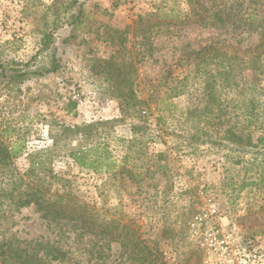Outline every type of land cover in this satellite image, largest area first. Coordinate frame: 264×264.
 I'll return each mask as SVG.
<instances>
[{
	"label": "rangeland",
	"instance_id": "374dc122",
	"mask_svg": "<svg viewBox=\"0 0 264 264\" xmlns=\"http://www.w3.org/2000/svg\"><path fill=\"white\" fill-rule=\"evenodd\" d=\"M80 7L83 21L73 28ZM199 14L187 0H0V66L9 72L15 61L31 72L12 87L0 67V140L24 146L14 166L27 181L29 154L47 148L53 154V172H40L31 183L51 204L41 212L34 203L19 207L0 196V208H19L0 219V240L16 235L12 241L30 254L37 243L65 254L52 260L40 249L41 264H264V138L254 139L256 153L243 154L226 137L230 126L246 124L230 116L237 110L232 98L239 97L217 84L211 101L206 75L191 67L205 45L233 35L205 27ZM45 31L53 33L59 67L39 75L34 70L52 60L50 52H39ZM257 40L250 35L244 44ZM108 60L120 66L119 79L104 65ZM177 74L187 75V88L162 102L169 111H158L155 98L170 93L159 81ZM124 77L123 90L132 88L145 101L141 114L132 106L121 112L115 81ZM255 82L264 89V79ZM69 98L78 101L76 110H68ZM256 101L264 103V94ZM207 104L212 113L204 112ZM115 119L113 126L98 124ZM63 126L80 130L64 133ZM194 128L211 132L188 147ZM107 131L114 169L84 168L69 156ZM4 179L11 178L0 171V192L10 188Z\"/></svg>",
	"mask_w": 264,
	"mask_h": 264
},
{
	"label": "trees",
	"instance_id": "16d2710c",
	"mask_svg": "<svg viewBox=\"0 0 264 264\" xmlns=\"http://www.w3.org/2000/svg\"><path fill=\"white\" fill-rule=\"evenodd\" d=\"M191 5L192 9H199L202 11L201 23L205 27H213L220 29L221 33L233 35L232 39L228 36L221 38L217 42H211L203 47V58L199 63H195L196 66L192 65V69L201 75H206L205 80V90L206 95L211 99V101L217 100L218 92H216V85L219 84L221 87V93L225 92L226 95L230 93H235L239 98H232V109H237L232 112L230 116L236 118V122H241L245 119L246 124L239 125L237 128L233 125L227 128L226 133L228 139L231 143H235V150L243 154L256 153L255 140H263L264 138V115L260 114L262 110L259 107L264 106V103H258L256 97L258 95L264 94V89L260 88L259 83L255 82L258 77L264 79V0H187ZM198 3L199 9L194 6ZM84 10L82 7L73 15V21L70 24L75 28L77 25L81 24L83 21ZM256 35L257 41L251 44H244V40L247 36ZM53 33L45 31L42 35L40 53L50 52V57H52L50 67H43L34 70V74H45L52 71H56L59 67L57 62L55 50L52 47ZM190 60V61H189ZM187 67H189L193 58H188ZM107 64V65H106ZM104 64L111 70L117 71V76L119 79L120 66L116 65L113 60H108ZM177 67H180L178 63ZM1 67V73L4 77H8L9 84L14 87V83L17 84L20 81H24L30 76V70H27V64L18 63L12 61L9 72L5 66ZM9 67V66H8ZM175 70L169 69L168 75L173 73ZM247 73V74H246ZM252 74V79L247 77L248 74ZM171 76L170 80L159 81V86H164L169 89V96L167 98L162 96H157L155 98L157 101L158 111H169L170 106H162V102L171 97L179 96L187 88V75L180 77ZM127 82L126 77L121 80L115 81V87L118 89L117 98L121 103V112L125 115L128 113L126 107L132 106L135 113L141 114L142 104L145 103L136 97V93L132 88L124 89L123 85ZM252 95V99H247L246 96ZM162 97V98H160ZM222 95H220V99ZM245 98V99H242ZM224 101H228L225 98ZM223 103L220 102V116L225 114ZM78 106V101L72 98L68 99L67 107L68 110H76ZM227 106V105H226ZM214 106H204V112H213ZM211 109V110H210ZM163 116H157V125L160 129L162 126ZM118 120H107L104 122H99V125L113 126ZM223 123L220 119L219 122L212 123V126L219 125ZM249 128L250 131L245 132V129ZM137 129V127H133ZM80 127L77 126H63V132H79ZM163 130V129H162ZM254 131H259V136L255 137ZM211 128H194L185 138L186 145L189 147L197 145L200 142L199 139L203 135H210ZM111 131L103 133L102 140H96L95 142L79 145L78 147L69 150V156L80 166L84 168L93 169L96 171H101L102 169L112 170L115 168V161L112 160V155L108 149L107 139ZM102 135V134H101ZM254 135V138H253ZM261 135V136H260ZM101 137V136H100ZM104 139V140H103ZM255 139V140H254ZM236 143H241L237 145ZM255 143V144H254ZM231 145V144H230ZM23 145H8L4 141L0 140V171H2V176L9 175V180H3L1 183L3 185H10L9 190L2 188L0 196H5L10 198L11 202L16 206H27L34 203L38 210L45 211L46 205L51 204V202L46 203V198L43 196V192L39 188H34L31 184L34 180V175H40L43 172L42 177L47 176L49 173L53 172L51 168V163L53 160V154L51 148L37 150L29 154L30 160V170L29 176L31 181L25 180L14 166V157L17 155L18 151H21ZM232 150V149H230ZM253 151V152H252ZM159 157L165 155L164 152H160ZM240 160H237L239 162ZM14 176L20 179L14 178ZM5 178V177H1ZM2 185V184H1ZM2 187V186H0ZM2 205V204H0ZM14 208L18 210L11 204L7 205V208H0V219L6 217L8 213H13ZM46 213L43 212V216ZM59 216L63 215V212H58ZM13 215V214H11ZM9 216V215H8ZM0 220V226H1ZM13 235L8 239L0 240V262L1 264L5 262H10L11 258L15 261H19V264H41L39 257V250H44L45 255L51 256L52 260H62L65 256L62 250H59L54 245H43L35 244L34 254H30L27 248L20 246V242H14ZM118 239V238H114ZM19 243V244H16Z\"/></svg>",
	"mask_w": 264,
	"mask_h": 264
},
{
	"label": "built area",
	"instance_id": "2783aa9c",
	"mask_svg": "<svg viewBox=\"0 0 264 264\" xmlns=\"http://www.w3.org/2000/svg\"><path fill=\"white\" fill-rule=\"evenodd\" d=\"M210 208L212 209V212H216V206H215V203H213L211 200H210Z\"/></svg>",
	"mask_w": 264,
	"mask_h": 264
},
{
	"label": "flooded vegetation",
	"instance_id": "af4514ba",
	"mask_svg": "<svg viewBox=\"0 0 264 264\" xmlns=\"http://www.w3.org/2000/svg\"><path fill=\"white\" fill-rule=\"evenodd\" d=\"M254 261H256V260H254ZM254 261H253V262H254Z\"/></svg>",
	"mask_w": 264,
	"mask_h": 264
}]
</instances>
